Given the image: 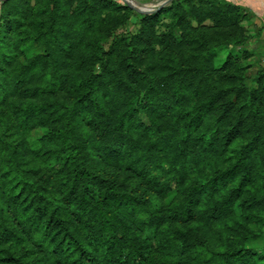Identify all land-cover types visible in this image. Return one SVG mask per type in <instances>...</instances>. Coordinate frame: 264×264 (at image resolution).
I'll list each match as a JSON object with an SVG mask.
<instances>
[{
  "label": "trees",
  "instance_id": "obj_1",
  "mask_svg": "<svg viewBox=\"0 0 264 264\" xmlns=\"http://www.w3.org/2000/svg\"><path fill=\"white\" fill-rule=\"evenodd\" d=\"M12 1L0 2V264H264V76L211 91L188 83L206 50L189 53L190 68L144 63V26L171 11L183 25L180 0L114 42L118 67L99 38L132 15L124 2L68 0L64 13L63 0H34L18 19ZM197 1L216 27L241 8ZM28 41L44 52L22 63L14 53ZM57 92L65 102L49 99ZM120 173L151 194L111 177ZM258 238L261 250L247 247Z\"/></svg>",
  "mask_w": 264,
  "mask_h": 264
},
{
  "label": "rangeland",
  "instance_id": "obj_2",
  "mask_svg": "<svg viewBox=\"0 0 264 264\" xmlns=\"http://www.w3.org/2000/svg\"><path fill=\"white\" fill-rule=\"evenodd\" d=\"M2 1L4 0H0V2ZM119 1L124 2V0ZM125 1H128L135 7H129L133 12L132 15L127 19L121 17L120 19H116L115 22L113 21L108 30L102 33L99 38L112 67H118L122 53L121 47L114 44V42L119 38H129L131 35H135L141 31L142 21L140 16L156 13L153 11L166 0ZM171 1L164 4L163 7L168 6ZM63 2V12L69 13L70 3L68 0H63ZM12 3L10 6L11 16L18 19L24 14L23 12L29 14L30 10L36 6V1L34 0H13ZM178 3L185 15V23L183 25L177 22L174 23L175 15L171 11L170 13H163L160 20L154 26L147 24L145 25L146 27L144 26L145 39L135 42L137 47L145 48L149 46L152 48L150 52L145 53H140L138 52L140 50L135 49V53H137L144 63L155 62L157 65L162 62H169L168 59H170L181 63L183 67L190 68L195 61L189 53L206 50L207 57L204 58L203 68L197 73L194 71L195 73H192V76L189 75L191 83L190 81L188 83L191 86H198V82L206 79L211 91H215V89L210 88L214 80L218 82L221 80L222 83L235 82L237 85H242L241 83H252L254 85V79L257 76H264V12L261 15H256L252 10L239 5L241 8L232 16V23L230 25L216 27L210 20L198 18L200 17L198 11L203 9V6L197 0H180ZM136 8L145 9L149 13H138ZM63 12L61 13L62 15ZM61 21H63V18L60 19ZM69 32L71 36L70 41L73 44L75 32L73 28H69ZM165 38L172 43L170 48L158 44V42L164 41ZM191 38L194 39L190 42ZM186 41L189 44H186ZM191 44L193 48H190ZM51 47L58 48L55 43H51ZM43 52L44 49L40 44L28 41L19 47L14 56L15 59L17 58L23 63L25 59L33 55H41ZM159 72L160 70L158 69L157 74ZM40 77V74L37 73L27 82L28 85H38ZM49 99L64 102L66 100L61 92L51 95ZM140 116L143 119V115L140 114ZM39 136L37 130L33 131L29 136L30 143L34 144ZM111 177L117 179L118 182H124L127 189L134 194H151L146 186L141 184L132 174L120 173ZM174 190L173 185H171L170 192L166 194L161 202L164 204L169 203L175 195ZM250 228L253 229L254 227L250 225ZM246 245L254 250H261L263 246L262 239L248 240Z\"/></svg>",
  "mask_w": 264,
  "mask_h": 264
},
{
  "label": "crops",
  "instance_id": "obj_3",
  "mask_svg": "<svg viewBox=\"0 0 264 264\" xmlns=\"http://www.w3.org/2000/svg\"><path fill=\"white\" fill-rule=\"evenodd\" d=\"M229 1L252 10L256 15H261L262 12H264V0H229Z\"/></svg>",
  "mask_w": 264,
  "mask_h": 264
},
{
  "label": "water",
  "instance_id": "obj_4",
  "mask_svg": "<svg viewBox=\"0 0 264 264\" xmlns=\"http://www.w3.org/2000/svg\"><path fill=\"white\" fill-rule=\"evenodd\" d=\"M170 0H166V1H164V2H162L159 6H158V8L156 9V10H154L153 12H157V11H159L160 10V8L161 7H163V5L164 4H166L167 2H169ZM124 3L127 5V6H129V7H134L131 3H129L128 1H125L124 0ZM135 8V7H134ZM136 10H137V12L138 13H149L147 10H145V9H142V8H136Z\"/></svg>",
  "mask_w": 264,
  "mask_h": 264
},
{
  "label": "bare ground",
  "instance_id": "obj_5",
  "mask_svg": "<svg viewBox=\"0 0 264 264\" xmlns=\"http://www.w3.org/2000/svg\"><path fill=\"white\" fill-rule=\"evenodd\" d=\"M132 2V1H131ZM159 2V1H158ZM157 3V2H156ZM158 5V4H157ZM160 5V4H159ZM139 7V6H138ZM145 8V7H144Z\"/></svg>",
  "mask_w": 264,
  "mask_h": 264
}]
</instances>
